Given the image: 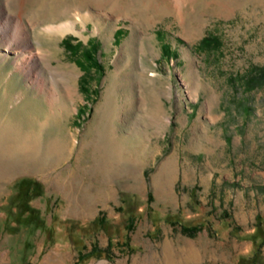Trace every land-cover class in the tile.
<instances>
[{"label": "rangeland", "instance_id": "374dc122", "mask_svg": "<svg viewBox=\"0 0 264 264\" xmlns=\"http://www.w3.org/2000/svg\"><path fill=\"white\" fill-rule=\"evenodd\" d=\"M258 68L264 0H0V264H264Z\"/></svg>", "mask_w": 264, "mask_h": 264}, {"label": "trees", "instance_id": "16d2710c", "mask_svg": "<svg viewBox=\"0 0 264 264\" xmlns=\"http://www.w3.org/2000/svg\"><path fill=\"white\" fill-rule=\"evenodd\" d=\"M213 38L212 37H205L202 39V41L200 42V46H203V47H208L210 45V42ZM86 61L87 62H90L92 60V66L96 69V70H102V66L101 64L99 63L98 59H96L97 57H95L94 54H92L90 51L88 53H86ZM260 69L261 73H260V77L262 74H264V68H258ZM264 78V77H263ZM134 222H135V219L132 217V219H130V221L127 222V225L125 227V229L129 232L131 230H133V225H134ZM105 223V220H103L102 218V214L98 215L96 217V219L93 221V224L94 225H98L97 227L98 228H103L102 224ZM181 229L183 231V233H185L186 235L190 236V237H193L195 236L196 234V231L198 230V228H194V227H186V226H181ZM129 242H130V239L129 237L126 238L125 242L123 245H125V247H127L128 249H130V246H129ZM111 242L109 244V247L106 248V249H101L98 245H94L92 247V249L87 253V254H84L82 255L81 259H79V262H83L85 260H88L89 258L93 257V256H96V257H100L101 254L105 253L107 258H109L111 260V257L109 255L110 251H111Z\"/></svg>", "mask_w": 264, "mask_h": 264}, {"label": "bare ground", "instance_id": "6f19581e", "mask_svg": "<svg viewBox=\"0 0 264 264\" xmlns=\"http://www.w3.org/2000/svg\"><path fill=\"white\" fill-rule=\"evenodd\" d=\"M54 28L57 29L60 32H65V31L73 30V24L70 23V22L69 23H64V24H61V25H59L57 27H54ZM18 33H19V35H18L19 38L22 39L24 44H27L30 41L29 37H28L29 35H27V33L25 32V28L23 26L18 30ZM2 38H3V42L5 41L4 45H7L8 49H13L14 48L12 46L13 42H12V40H11V38L9 36H7V37L6 36H2ZM39 56L40 55H38V56L34 55V56H30V57L24 58L23 64H25L26 66H33L34 63H35V60L39 59ZM29 74H30V70H28V75ZM96 264H105V262H98Z\"/></svg>", "mask_w": 264, "mask_h": 264}]
</instances>
